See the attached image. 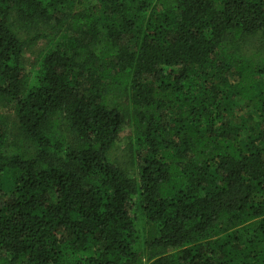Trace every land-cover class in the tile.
<instances>
[{"label":"trees","instance_id":"1","mask_svg":"<svg viewBox=\"0 0 264 264\" xmlns=\"http://www.w3.org/2000/svg\"><path fill=\"white\" fill-rule=\"evenodd\" d=\"M257 35L264 0H0V264H264Z\"/></svg>","mask_w":264,"mask_h":264},{"label":"rangeland","instance_id":"2","mask_svg":"<svg viewBox=\"0 0 264 264\" xmlns=\"http://www.w3.org/2000/svg\"><path fill=\"white\" fill-rule=\"evenodd\" d=\"M264 44V37L261 35L254 36L250 39L247 49L252 50L257 45L261 46ZM51 47L46 41L40 42L36 47L27 50L24 54V61L29 74L32 76L36 70V63L42 57V55ZM235 114L242 115L248 112V108L242 102L236 101L233 107ZM132 135V126L126 125L120 133V140L115 148L111 152L112 158L120 163L129 160V150H126V146L129 142V137ZM127 162V161H126ZM132 175H135L134 169H132Z\"/></svg>","mask_w":264,"mask_h":264}]
</instances>
